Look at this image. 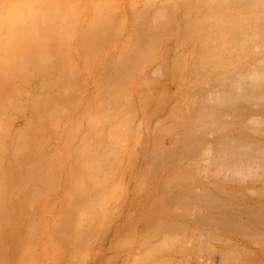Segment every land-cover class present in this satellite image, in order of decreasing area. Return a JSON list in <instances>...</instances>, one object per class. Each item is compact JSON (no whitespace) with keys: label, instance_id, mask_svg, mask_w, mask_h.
<instances>
[{"label":"bare ground","instance_id":"1","mask_svg":"<svg viewBox=\"0 0 264 264\" xmlns=\"http://www.w3.org/2000/svg\"><path fill=\"white\" fill-rule=\"evenodd\" d=\"M121 1L0 0V264H51L66 249L79 260L69 264H80L85 242L128 189L139 141L143 154L167 159L206 153L210 132L231 128L234 133L217 139L236 149L227 160L230 169L246 178L255 172L253 163L264 166V0H142L143 10L139 0H129L128 14L120 12ZM124 30V40L114 41ZM168 35L190 46L177 55L172 76L195 72L189 84L203 98L183 123L166 124L152 143L134 113L150 104L154 77L146 67L164 62L161 43ZM217 80L230 82L206 98ZM168 136L170 143L163 140ZM204 169L181 167L183 194L173 198L205 200L193 194ZM144 179L133 189H143ZM261 180L260 172L240 187L256 188ZM150 201L157 212L140 209L137 217L158 228L168 210ZM262 218L204 217L259 240ZM241 262L258 264L259 257Z\"/></svg>","mask_w":264,"mask_h":264},{"label":"rangeland","instance_id":"2","mask_svg":"<svg viewBox=\"0 0 264 264\" xmlns=\"http://www.w3.org/2000/svg\"><path fill=\"white\" fill-rule=\"evenodd\" d=\"M141 1L139 0L138 7L141 8L138 10L145 9L143 7L146 3H143V0L141 4ZM121 2L123 4L120 12L128 14L129 0ZM158 2L159 5L162 4L161 0ZM176 9L180 16L182 8L177 6ZM177 20L181 21V17ZM126 36L125 30L118 31L114 41H122ZM189 48V45H183L175 35H168L161 43L164 62L160 64L151 62L146 67L150 78L154 77L151 83L150 104L142 110L143 112H135L134 117L146 125V138L154 140L152 143L157 142L158 132L166 124L183 123L188 110L194 109L195 102L203 98L197 86L189 84L194 80L195 72H189L184 77L172 76L177 67V55L182 51L188 53ZM97 60L99 63H96ZM102 61L104 62L101 57L95 59L98 67L103 66L100 68L101 71L105 66ZM156 67L160 69L155 70ZM212 82L209 83L206 96L209 99L212 97L210 92L218 89L222 82L230 81L217 80L213 84ZM184 102L187 107L183 106ZM77 108L80 106L73 105L72 110L76 109L75 112H79L80 109ZM172 112L175 115H172ZM227 121L231 125L233 116L229 115ZM224 133L234 132L231 128H224L221 132H210L206 153L181 152L167 159L156 157L152 152L143 154V141L134 143L135 151L138 153L132 159L126 176L128 187L124 191L126 195L122 194V201L118 200L119 202L112 204L113 207L110 214L104 218L102 228L87 239L85 242L87 253L85 252V258L80 259V264H247L241 261L249 255L258 256V264H264V239L239 235L220 227L219 220L213 219L214 222L206 223L204 219L209 215L233 214L239 218L257 215L264 220V187H260L264 185V180L257 182L256 188L240 187L241 184L246 185L255 181L260 172L264 173V166L259 162L253 163L256 167L255 172L246 178L233 172L227 160L236 149L226 145L225 141L217 140ZM259 134L253 132V136ZM163 140L170 143L171 137H164ZM183 166L205 168L193 193L207 196L205 200L191 199L184 203L178 198H173L183 194L180 183L185 179L179 176ZM142 176L145 178V187L133 189L136 179ZM164 179L172 181L167 188L158 185ZM148 188H153L152 194L148 193ZM152 198L156 199L155 204L168 210L165 221L159 223L158 228L152 224L145 225L146 220L137 217L140 209L150 208L152 210L149 212H157V208H154L150 201ZM246 207H254L256 212L241 213ZM72 252V249H66L63 257L51 264L78 262Z\"/></svg>","mask_w":264,"mask_h":264}]
</instances>
